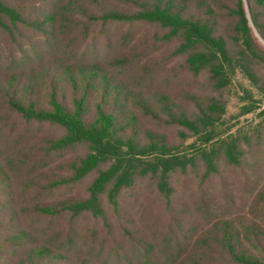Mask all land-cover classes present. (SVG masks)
Here are the masks:
<instances>
[{"label": "trees", "instance_id": "1", "mask_svg": "<svg viewBox=\"0 0 264 264\" xmlns=\"http://www.w3.org/2000/svg\"><path fill=\"white\" fill-rule=\"evenodd\" d=\"M247 1L249 14L244 0H56L53 12L37 17L36 4L0 0V34L7 37L0 49L16 47L15 54L23 53V41L32 45L25 28L49 37L58 26L90 42L89 33L124 26V41L105 36L117 48L104 58L42 60L0 77V264H264V223L234 222L226 208L250 189L256 195L250 204L264 215V170L251 165L239 201L234 178L214 176L219 155L239 166L244 153L234 135L217 138L222 102L194 90L227 88L239 71L264 97V46L252 31L253 24L264 38V0ZM253 93L243 87L249 102L242 113L258 107ZM77 147L82 154L73 152ZM201 155L206 168L193 193L197 210L212 221L202 230L182 216L193 208L190 190L178 191L172 179ZM94 171L87 196L61 191ZM138 178L166 198L161 240L119 215ZM110 207L127 242L107 235L100 257L77 225L87 213L110 228ZM29 217L51 227L33 230Z\"/></svg>", "mask_w": 264, "mask_h": 264}, {"label": "rangeland", "instance_id": "2", "mask_svg": "<svg viewBox=\"0 0 264 264\" xmlns=\"http://www.w3.org/2000/svg\"><path fill=\"white\" fill-rule=\"evenodd\" d=\"M35 1L26 0L25 4L28 6H30V4H36L37 7H39V9L36 10L37 17H44L48 15L49 13L53 12L56 7V0ZM116 5L120 7L124 6L117 2ZM244 6L249 14V5L247 0H244ZM252 27L254 35L257 37L262 46H264V38L260 35L253 24ZM57 28L58 29H56V31L49 37H40L39 34L36 35V32L34 33V31L29 28L23 29V33L25 34L26 38L32 42V45H29L23 41V50L20 48L23 53L20 54L13 53L15 49L12 48L16 47L12 46H10L8 49H0V77L5 73L12 71H19L22 69L26 71L37 61L42 60L51 59L57 61L62 58L70 60L78 59L82 56L85 58H104L105 55L110 54L117 48V45L109 46L106 42L105 36L110 35L111 39H119V43L120 40L124 41L120 30L124 29V26L121 25H112L109 31H105L106 35L100 30H97L95 34L94 32L89 33L90 42L83 39L79 41L72 37L73 33L67 31L64 32L59 29L58 26ZM144 29L151 34H153V32L156 30L155 27L148 25H144ZM139 32L136 34V37H139ZM160 34L161 33H158L157 35L159 36ZM0 40L2 43L7 42V37L0 34ZM128 45H132V42ZM33 52H36L37 54H34ZM243 87L252 89L254 92V97L259 100V102L256 103L258 107L254 111L248 113H242V107L245 103L249 102V100L242 97ZM194 90L199 91L200 94L206 93L208 96L215 95L218 100L222 102L224 105V113L217 120V138L230 136L232 134L237 137L239 148L243 150L244 154L241 157L242 164L239 166L231 165L227 162L226 158L222 154L219 155L216 160L219 171L218 174L216 173L217 175L214 173L215 177L229 176L234 178L238 187V193L235 192V199L237 200L239 195V201L241 194L239 190L242 188L244 189L243 182L248 177H251V165L256 164L259 167L261 166L260 168L264 170V97L262 93L248 80V78L239 71H237L232 85L227 88L213 89L212 87L206 85H199L197 88L195 85ZM164 131L170 135L171 140H176V137L172 131L169 129ZM194 139L195 137H190L186 139V143H191ZM198 142L199 143H197V145H200L202 141L199 140ZM186 150L188 153L193 152L191 148H187ZM73 152L82 154L83 148L77 147ZM67 155L70 154L68 153ZM60 167L61 169L59 172L61 173L64 169H62V165H60ZM179 167L175 172H172V179L175 181L178 191L182 192L183 190H190L187 191L188 196L186 197L188 198L191 206H193L191 209L194 211L193 212L190 209L187 211L190 215L185 213L182 216L184 218H189L191 222L192 217L195 218L199 222V227H197V229H207L212 221H209V218L204 215V210H197L196 202H199V195L193 193V190L197 193L196 189L200 183V176L203 174L206 168L204 158L201 155L197 158L193 165L189 163L188 172L181 170ZM245 173H247L248 176L245 175ZM96 174L97 171H94L81 181H78L72 185V187L70 186L68 188H63L61 191H66L68 194L71 192L76 196H87L88 186ZM263 175L264 173L261 175V177ZM146 178H138L136 184L132 187L133 189L128 190L124 194L123 200L125 199L126 208L122 207L121 213L119 215L124 217L128 216L131 219L133 217V221L136 220L145 224L147 226L145 228L147 236L161 240L164 238V227L166 226L165 223L169 219V215L167 214V209H165V207L160 202H163L166 198L164 195L159 196L157 193H154L155 190L153 192L151 186H154L155 183H151L150 185V180ZM217 181L220 180L216 179V182ZM216 182L214 183L217 184ZM70 189H73V191ZM244 191L245 198L241 202L235 203V207H226L228 211V213L226 212L227 215L229 214L228 216H230L234 222L241 220H248L250 222L253 218H257L259 221H261V223H264V215H262L260 211L254 210L253 202L250 204L252 199H255V192L253 191L251 194L250 189H244ZM176 199L178 200L179 196L176 195ZM232 207L234 209L231 210ZM193 215H195V217ZM116 216V211L110 207V210H108V218L112 225L110 228H107L105 225L106 222L103 221V218H93L91 214L89 216L87 213L81 215L80 223L77 225L78 228H82L80 235L84 234V232L88 235L90 233V250L97 251L100 254L96 256H103L100 253V248L102 246H107L109 242L108 239L112 240V238H117L120 239V241L122 240L123 242H127L126 238H121L119 233L121 219ZM27 223L28 227L33 230L37 229L39 225L43 227H51L48 220L37 221L32 217H29ZM153 224H156L157 227L152 228ZM197 233L198 232H195L194 236L190 240L194 239ZM190 235L192 236V234ZM85 240L84 238L79 240L81 246L78 249H84L87 243Z\"/></svg>", "mask_w": 264, "mask_h": 264}]
</instances>
